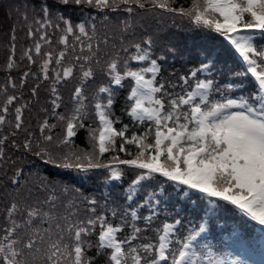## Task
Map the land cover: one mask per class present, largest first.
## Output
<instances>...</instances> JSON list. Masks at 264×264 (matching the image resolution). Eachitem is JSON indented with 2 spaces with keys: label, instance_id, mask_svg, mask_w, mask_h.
I'll return each mask as SVG.
<instances>
[{
  "label": "snow or ice",
  "instance_id": "obj_1",
  "mask_svg": "<svg viewBox=\"0 0 264 264\" xmlns=\"http://www.w3.org/2000/svg\"><path fill=\"white\" fill-rule=\"evenodd\" d=\"M55 3L95 5L113 11L123 4L129 14L134 11L133 4L145 9L146 3H151L153 8L191 17L197 26L218 33L234 46L255 88L247 98L223 96L214 100L211 93L219 91L214 82L198 79L199 73L209 68L208 63L202 62L189 76L181 77L186 86L181 93H167L158 79L161 72L158 59L162 58L152 56V37L125 46V38L130 30L134 34L135 24L124 21L118 38L120 47L113 42L110 49L104 50L101 44L106 46L108 40L94 43V25L91 29L84 22L74 25L60 15L57 19L63 21L61 27L53 23L54 13L49 5L41 4L42 16L34 17L36 27L29 26L28 30L29 38L38 35L39 39H34L33 46L23 51L21 59L26 58L29 64L39 61L37 78L50 81L51 115L63 125L64 131L57 146L70 144L77 130L85 127V120L95 121V126H88L92 150L65 155L67 162L62 166L75 167L81 172L107 169L106 183L123 180L121 165L137 171L124 189L123 208L115 201L109 203L112 193L108 189L105 203L100 206L107 212L97 213L99 202L84 198L88 207L83 216L74 201L60 202L55 188L46 185L38 188L37 192H44L43 199L31 190L21 195L16 189V196L5 208L0 224V264H93V258L87 255L91 248L96 249L97 256L105 257V264H248L239 255L233 257L231 252H221L213 244L214 237L207 234L210 222L223 208L255 222L264 235V47L257 48L254 43L257 35L264 38V0H192L189 9H174L171 0H118V3L117 0H55ZM24 19L27 21L26 15ZM49 28L60 30L56 44L62 47H53ZM14 51L13 45V54ZM212 55L206 52L205 59L212 61ZM133 63L138 66L133 68ZM14 66L15 61L10 57L7 68ZM29 74H23L21 86ZM98 78L94 91L86 95L90 82ZM189 79L194 83L189 84ZM73 80L76 83L69 107L64 104L59 89ZM125 82L129 87L126 114L133 122L146 125L144 132L131 136L125 135L128 125L115 127L117 120L113 114L116 96L126 86ZM11 86L16 87L14 83ZM39 87L37 84L31 89L32 96H37ZM15 101V95L7 96L0 105V126L10 123L6 114ZM25 107L15 108V129L23 127ZM61 107L66 108L65 113L57 111ZM55 127L45 119L40 131L43 134ZM6 139H0V145ZM117 139L119 152L131 155L126 145H133L135 156L120 159L114 155L110 163H101V157L117 150ZM53 140L52 135H44L43 141L47 143L35 155L51 159L47 145ZM23 147L32 151L28 141ZM0 158H3L2 148ZM19 175L18 171L16 176ZM157 178H163L162 184L173 186V192L192 203L196 201L190 193L198 194L200 203L193 211L199 222L189 220L185 225L176 213V219L171 222L166 219L153 230L155 240H151L143 236L148 229L140 228L137 222L143 219L146 225H151L159 217L160 204L168 193L167 187H149ZM12 184H18V180L13 178ZM34 195L36 199H32ZM145 209L148 215L142 216ZM116 218L120 223H113ZM125 228L130 232L122 236Z\"/></svg>",
  "mask_w": 264,
  "mask_h": 264
},
{
  "label": "trees",
  "instance_id": "obj_2",
  "mask_svg": "<svg viewBox=\"0 0 264 264\" xmlns=\"http://www.w3.org/2000/svg\"><path fill=\"white\" fill-rule=\"evenodd\" d=\"M45 3L54 13L52 16L54 24L59 23L63 27V21L57 19L58 16L62 15L74 25L84 22L89 29L94 25V43L105 38L108 40L106 46L101 44V48L104 50L110 49L113 42H117V48L120 47L118 38L121 35L120 30L124 21L135 24L134 34L130 30L125 38V46L142 42L146 36L152 37L154 41L152 56L153 58H162L158 59L161 66L158 79L160 83L165 85L167 93L173 95L181 93L182 88L186 87L181 77L189 76L191 71L200 68L202 62L208 63L209 68L200 72L198 79H210L214 82L215 87L219 89V91L214 90L211 93L214 100H221L223 96L233 99L247 98L255 88L253 78L246 72L242 59L235 51L234 46L218 33L197 26L191 17L180 15L179 12H166L162 9L153 8L151 3H146L145 9H139L133 4L134 11L129 14L124 10L127 6L123 4H120L118 9L113 11L111 9L101 10L95 5L89 6L87 4L58 5L55 0H0V105H3L7 96L15 95L17 97V101L9 106V111L6 114L7 121L10 123L0 126V139L7 137L3 145H0L3 150V158H0V224L3 223L5 208L16 196V189H19L21 195L31 190L43 199L44 192H37V189L45 185L57 190L60 202L74 201L81 216L85 215L84 210L88 207L84 198H95L99 202L97 213L107 212V209L100 206L105 203L108 189H111L112 193L109 197V203L115 201L123 208L124 189L133 180L137 171L121 165L120 167L124 168L123 180L106 183L109 176L107 169L100 168L81 172L75 167L64 168L62 166L67 162L64 160L65 155L81 154L92 150L88 126H95V121L93 118L85 120V127L77 130V134L72 138L70 144L57 146L64 135V131L63 125L51 115V96L48 92L50 81H42L37 78L39 76V61L36 64H29L26 58L21 59L23 51L33 46L34 39H39L38 35L29 38L28 30L29 26L36 27L33 24V18L42 16L40 6ZM191 5L192 0H171L170 4L174 9H189ZM25 15L27 21L24 19ZM48 34L52 38L54 48L62 47L56 44L61 35L60 30L49 28ZM254 43L257 48L264 47V38L257 35ZM13 45L15 46L14 54ZM44 50L49 49L45 48ZM129 51L131 52L133 49L130 48ZM206 52L213 54L212 61L205 59ZM10 57L14 59L16 65L12 69L7 68ZM137 66L132 64L133 68ZM25 72L30 74L21 86V78ZM32 73L36 75L34 76ZM98 82L99 78L96 82H90L86 95L94 91ZM12 83L16 85L15 88L11 86ZM75 83V80L70 81L59 89L64 104L69 107L71 106L70 97ZM125 83L126 86L119 90L116 96L113 114L117 120L115 127L119 129L128 125L129 130L125 135L131 136L133 133L144 132L146 125L133 122L126 114V96L129 87L128 82ZM193 83L194 81L189 79V84ZM37 84L40 87L37 96L34 97L31 89ZM228 85L232 87L228 88ZM21 105H27L23 109V127L15 129V108ZM57 111L65 113L66 108L61 107ZM45 119L57 127L46 130L42 134L40 128ZM44 135L54 137L52 144L47 145L51 159L49 156L39 157L35 155L36 150L47 143L43 141ZM25 141L31 143L32 151L23 147ZM119 144L120 140L117 139V150L106 153L100 158V162L108 164L114 155H118L120 159H132L135 156L136 148L133 145H126L127 151L131 153V155H127L118 151ZM18 171L20 175L16 176ZM13 178L18 180V184H12ZM162 181L163 178H157L149 185V187L157 185L167 187L168 194L164 195L163 202L160 204L159 217L151 225H146L143 219L137 222V226L140 228L148 229L143 232V236L151 240H155L153 230L166 219L169 222L176 219V213H179V218L183 220L185 225L188 224L189 220L194 223L199 222L197 213L193 211V208L200 203L197 200L198 194L190 193L193 201H196V203H192L187 197L178 196L173 192V186L162 184ZM62 189H68V191L62 192ZM36 195L32 199H36ZM140 199H143V196ZM147 215L148 210H143L142 216ZM113 223H120L119 218L114 219ZM209 227L210 232L207 236L214 237L213 244L219 247L221 252H231L233 257L239 255L241 259L247 260L248 264H264V235L261 234V229L255 222L242 217L234 210L222 208L218 210L217 216L210 222ZM129 232L130 229L125 228L122 236ZM91 239L95 242L96 237L93 236ZM87 255L93 258V264H105V257L97 256L95 248H91Z\"/></svg>",
  "mask_w": 264,
  "mask_h": 264
}]
</instances>
